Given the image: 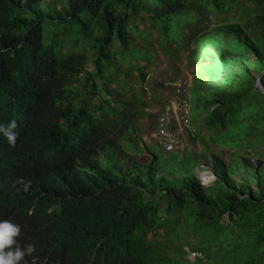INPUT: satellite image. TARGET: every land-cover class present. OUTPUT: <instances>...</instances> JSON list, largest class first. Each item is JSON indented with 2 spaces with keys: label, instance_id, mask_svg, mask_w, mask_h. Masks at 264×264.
Wrapping results in <instances>:
<instances>
[{
  "label": "trees",
  "instance_id": "obj_1",
  "mask_svg": "<svg viewBox=\"0 0 264 264\" xmlns=\"http://www.w3.org/2000/svg\"><path fill=\"white\" fill-rule=\"evenodd\" d=\"M52 1L0 0V123L16 120L19 134L15 147L0 135V221L35 246L21 264H190L196 252L264 264V95L252 87L264 70V0ZM139 36L168 60L187 52L191 101L226 137L213 143L244 145L257 164L236 153L226 164L214 150L204 187L194 151L163 158L141 142L146 67L137 61L129 99L132 74L118 66L147 59L132 46Z\"/></svg>",
  "mask_w": 264,
  "mask_h": 264
},
{
  "label": "rangeland",
  "instance_id": "obj_2",
  "mask_svg": "<svg viewBox=\"0 0 264 264\" xmlns=\"http://www.w3.org/2000/svg\"><path fill=\"white\" fill-rule=\"evenodd\" d=\"M51 7H57V9H59L60 1L53 0ZM212 19L214 20V23H225V20L218 15H215ZM230 20L232 22H236L234 16H230ZM227 22L229 21L226 19V23ZM47 23L48 21H45V24ZM143 27L144 25L139 24L138 30H141ZM74 28L75 27H72V29ZM132 46L137 48L142 47L144 49H149V54L147 55V59L144 61H139L142 58H137V53L131 56L122 57V59L118 61V66L123 72L125 71L132 74V77L128 79V83L126 84L128 90L127 97L129 99H135L137 89L139 90L136 78V68L138 61V66L143 65L146 67L145 74L151 75L150 82L148 83V86L150 87L149 96H153L156 98V100H148L150 104L149 108L145 111V115L141 117L140 121L138 122V125L136 122V130L138 128L141 137V142H143L148 148L154 150V146L157 144L155 141V128L157 116L160 112V107L162 104H164V102L167 105L170 104L173 100L172 98H170L168 91L163 88V85L167 81H176L182 84L183 87L186 89L187 95L189 97L191 129L192 132L196 131L199 134V138L192 139V137L186 134L185 132H181L179 136L181 144L178 150L179 155L181 156L179 157H182L184 155L185 150H187L188 154L194 151L197 155H199V159L193 171V175L200 182V184H202V186L207 187L209 185H212L213 181L215 180V176L212 172V163L214 159L218 158V156L213 152L214 150H219L220 158L226 164H228L230 160H232L229 155H233L234 153H236L234 161H238L239 158H250L252 159L254 164H257L260 161V159L254 157L252 155V152H249V150H247L244 145L240 146V144H238V146H235L234 142H231V144L227 146L225 145L224 148L216 143H213L215 141L223 143L226 141V137H224L223 135H219L216 131L212 130L211 132V130L207 128L206 115L203 113V111L195 109V105L191 101L192 95L190 91L193 87L194 73L192 72L193 66H190L186 62L185 57L187 52H181L177 57L168 60L163 56L161 51L157 49V44L153 43L149 48V46L144 45V41L140 36L135 37ZM88 69H90V65L88 66ZM122 81L125 83V75H123ZM144 99L147 101L145 95ZM140 146H142V143H140ZM203 151L205 152L204 155H202L204 153ZM154 152L161 155L163 158L166 154L163 153L161 149H155ZM145 159L146 153H143L140 160L144 161ZM99 162L102 166L104 165L101 161ZM162 173L164 174L166 172L162 170ZM202 176H205L208 182L205 183V179H202ZM194 238L195 236L193 235L187 236V240L189 241H192ZM185 250L187 251L186 248ZM192 254L193 253H189V256H191ZM196 254L197 255L192 260L188 259L190 264H218V259L216 255L214 257L209 258L208 256L205 257L204 254L200 255L198 252H196Z\"/></svg>",
  "mask_w": 264,
  "mask_h": 264
},
{
  "label": "built area",
  "instance_id": "obj_3",
  "mask_svg": "<svg viewBox=\"0 0 264 264\" xmlns=\"http://www.w3.org/2000/svg\"><path fill=\"white\" fill-rule=\"evenodd\" d=\"M150 78L151 76L147 74L142 87L147 95L150 94L148 86ZM164 86L173 94L174 98L170 104L160 109L155 128V141L164 153H171L180 148L179 136L181 132H185L191 137H193V132L190 126V106L186 89L176 81L167 82Z\"/></svg>",
  "mask_w": 264,
  "mask_h": 264
},
{
  "label": "clouds",
  "instance_id": "obj_4",
  "mask_svg": "<svg viewBox=\"0 0 264 264\" xmlns=\"http://www.w3.org/2000/svg\"><path fill=\"white\" fill-rule=\"evenodd\" d=\"M142 87L143 84L141 89ZM143 93L145 94L148 101L150 94L147 95L144 91ZM17 128L18 125L14 119L7 124L0 123V135H2L7 140L9 146L11 147H15L18 139L19 134L17 132ZM16 183L23 185V192H28L29 188L31 187V181L25 182L22 179H18ZM20 234L21 228L19 225L12 223L10 220L0 221V264H21V261L24 260L25 256H31L35 251V246L33 244L20 246L17 240ZM196 255V253H193L188 257V259L192 260Z\"/></svg>",
  "mask_w": 264,
  "mask_h": 264
},
{
  "label": "water",
  "instance_id": "obj_5",
  "mask_svg": "<svg viewBox=\"0 0 264 264\" xmlns=\"http://www.w3.org/2000/svg\"><path fill=\"white\" fill-rule=\"evenodd\" d=\"M264 76V70L259 73L253 80L252 82V87L256 92L261 93L262 95H264V87L261 85L260 83V78ZM214 177V176H213Z\"/></svg>",
  "mask_w": 264,
  "mask_h": 264
},
{
  "label": "bare ground",
  "instance_id": "obj_6",
  "mask_svg": "<svg viewBox=\"0 0 264 264\" xmlns=\"http://www.w3.org/2000/svg\"><path fill=\"white\" fill-rule=\"evenodd\" d=\"M171 153H173V152H171ZM206 176H207V174H206ZM203 178L202 179H205L204 180V182L206 183V182H208V180L205 178V176H202ZM199 179V178H198ZM209 179V178H208ZM202 185V184H201Z\"/></svg>",
  "mask_w": 264,
  "mask_h": 264
}]
</instances>
